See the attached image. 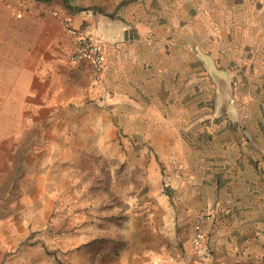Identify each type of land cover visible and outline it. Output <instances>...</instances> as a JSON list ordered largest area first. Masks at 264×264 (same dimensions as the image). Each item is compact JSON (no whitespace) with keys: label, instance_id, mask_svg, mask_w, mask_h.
<instances>
[{"label":"rangeland","instance_id":"obj_1","mask_svg":"<svg viewBox=\"0 0 264 264\" xmlns=\"http://www.w3.org/2000/svg\"><path fill=\"white\" fill-rule=\"evenodd\" d=\"M0 2L16 10L12 0ZM144 5L148 46L134 52L139 64L155 66L147 84L135 81L132 99L138 106L127 109L141 110L140 102L147 99L151 112L126 113V98L117 99L115 145L92 139L82 144L87 130L69 134L28 127L32 118L13 103L12 67L0 64V264H118L132 245L128 224L134 225L138 247L146 230L145 211L131 210L121 200L128 183L124 170H145L154 182L153 175L167 168L185 181L196 134L192 128L210 118L211 108L232 99L238 106L264 104V98L246 97L248 91L264 90V0H148ZM104 73L105 68L93 81L91 70L92 83H103ZM59 135L71 145H44ZM152 138L166 154V168ZM50 148L54 155L67 154V162L57 164L72 183H96L97 191L71 188L48 205V195L37 192L35 175L48 163L40 156ZM111 171L121 176L114 201L112 192L107 194Z\"/></svg>","mask_w":264,"mask_h":264},{"label":"crops","instance_id":"obj_2","mask_svg":"<svg viewBox=\"0 0 264 264\" xmlns=\"http://www.w3.org/2000/svg\"><path fill=\"white\" fill-rule=\"evenodd\" d=\"M12 1L22 13L10 11L0 2V64L12 67L13 103L32 118L28 127L69 134L87 130L82 144L92 139L109 146L115 145L117 99L126 98V113L151 112L147 99L140 102L143 109H127L138 106L132 99L135 81L147 84L148 72L155 66L146 61L139 64L134 52L148 46L143 41V30L148 28L144 19L149 16L144 3L148 0ZM52 10L102 44L103 83H92L88 62H69L73 40L51 15ZM263 91H248L246 97L264 98L260 96ZM233 102L211 108L210 118L192 128L196 134L189 146L192 156L187 180L178 179L166 168V154L155 147V138L152 145L166 168L163 173L154 174L151 182L145 170H124L122 176L128 183L121 200L131 210L139 206L138 210L145 211L146 230L138 247L134 225L128 224L132 245L117 258L118 264H264V104L256 101L253 106H238ZM57 138H46L44 145H71L66 137ZM50 149L40 156L48 163L35 175L37 192L48 195V205L71 188L78 192L80 186H93L87 194L97 191L96 183H72L69 173L57 164L67 162V154L54 155ZM118 177L115 171L108 173L106 193L112 192L113 201ZM216 210H227L229 215L206 224L203 247L193 249V216Z\"/></svg>","mask_w":264,"mask_h":264},{"label":"built area","instance_id":"obj_3","mask_svg":"<svg viewBox=\"0 0 264 264\" xmlns=\"http://www.w3.org/2000/svg\"><path fill=\"white\" fill-rule=\"evenodd\" d=\"M21 14L20 9H16ZM51 15L59 21L64 32L73 40V51L70 56V63L76 65L88 62L92 70L93 81L100 80L104 69V57L102 44L94 39L86 30L78 28L69 20L62 17L59 11L52 10ZM229 215V211L199 212L193 217L192 247L199 250L203 247L206 239L204 227L208 223H214Z\"/></svg>","mask_w":264,"mask_h":264},{"label":"trees","instance_id":"obj_4","mask_svg":"<svg viewBox=\"0 0 264 264\" xmlns=\"http://www.w3.org/2000/svg\"><path fill=\"white\" fill-rule=\"evenodd\" d=\"M62 264V263H61Z\"/></svg>","mask_w":264,"mask_h":264}]
</instances>
